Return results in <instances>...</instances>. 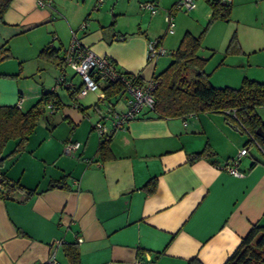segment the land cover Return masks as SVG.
Instances as JSON below:
<instances>
[{
	"label": "crops",
	"instance_id": "crops-1",
	"mask_svg": "<svg viewBox=\"0 0 264 264\" xmlns=\"http://www.w3.org/2000/svg\"><path fill=\"white\" fill-rule=\"evenodd\" d=\"M44 1L49 4L11 0L0 22V45L9 54L0 59V105L19 100L28 109L56 86L59 74L80 86L71 65L62 68L40 54L50 43L63 55L74 35L145 80L169 62L147 61L152 38L168 36L175 47L186 30L199 33L211 15L207 1L198 2L192 16L179 15L177 0H155L158 12L150 16L139 8L145 0H101L98 6L96 0ZM262 5L232 0L229 19L210 24L200 48L206 65L220 54L216 66L205 65L210 82L213 69L243 71L213 85L236 87L243 77L264 82V35L243 28L264 16ZM167 10L176 16L173 26L163 20ZM233 31L242 50L234 54L226 52ZM245 66L261 72L249 77ZM54 89L61 104L48 119L39 117L21 150L10 154L15 140L3 149L1 170L24 190L0 197V264H41L52 255L68 264L63 246L70 242L77 243L81 264H223L253 224L264 225V152L254 141L245 143L248 133L232 114L162 117L143 109L106 135L111 119L104 117L126 108L122 98L101 101L90 91L74 105V88ZM256 112L264 121V105ZM99 120L102 136L93 124ZM69 139L79 143L70 154L63 150ZM244 146L239 175L218 168Z\"/></svg>",
	"mask_w": 264,
	"mask_h": 264
},
{
	"label": "trees",
	"instance_id": "trees-1",
	"mask_svg": "<svg viewBox=\"0 0 264 264\" xmlns=\"http://www.w3.org/2000/svg\"><path fill=\"white\" fill-rule=\"evenodd\" d=\"M10 2L11 0H0V22H4L3 16ZM207 2L211 8L207 24L197 34L186 30L175 46L176 48L171 52V59L167 66L152 76L156 81V86L152 96L154 102L150 109L162 117L184 116L199 112H225L230 115L234 112L233 119L248 133L245 143L254 141L264 152V135L255 132L258 127L264 130V121L256 112V107L264 105V82L243 77L236 87L215 86L210 82L209 74L204 69L208 58L200 54L203 38L214 20L229 19L232 0L226 4H221L219 1ZM174 9H178L175 4ZM168 11L173 16L172 10L165 11L164 15ZM166 24L168 26L167 22ZM238 43L234 33L226 44V52L233 54L241 52ZM6 50L4 44L0 45V59L9 55ZM58 51L59 49L50 43L47 48L39 52L64 68V54L60 55ZM124 74L131 75L128 71H124ZM97 80L100 90L104 92V98H98L99 100L112 102V100L117 101L121 98L120 82L100 81L98 78ZM133 80L139 84L144 83V79L138 75L133 76ZM54 88L56 87L49 91H42L39 99L26 110H22L15 103L14 105H0V197H11L15 190H24V186L18 180L7 177L1 170V164L6 156L3 155L4 146L9 140L16 141L10 154L24 147L39 117L44 115L48 119L50 113L61 104ZM65 88H74L70 93L74 101L78 87L73 85ZM48 103L52 104L51 110L46 107ZM104 144L105 141L101 147ZM26 193L29 195L31 190H27ZM77 247L75 242L64 244L63 254L68 264H81L80 251ZM41 264L48 263L45 261ZM223 264H264V225L253 224Z\"/></svg>",
	"mask_w": 264,
	"mask_h": 264
},
{
	"label": "built area",
	"instance_id": "built-area-1",
	"mask_svg": "<svg viewBox=\"0 0 264 264\" xmlns=\"http://www.w3.org/2000/svg\"><path fill=\"white\" fill-rule=\"evenodd\" d=\"M205 1H219L221 4H226L231 0H205ZM101 0H96V6L101 4ZM40 6L48 5V1L38 0L37 2ZM139 7L142 10L148 11L151 15H154L158 12L157 3L155 0H145L139 3ZM175 7L178 9H184L186 11H190L195 9L196 0H177L175 3ZM164 20L168 23V26L174 25L173 16L168 11L164 15ZM81 28L85 26L83 23L80 25ZM53 39L56 38V35L52 36ZM76 37L73 35L68 47L64 53V64L71 65L76 75H79L81 78V85L78 87V91L74 95V105H77L78 99L85 95L90 91H95L97 93V97L99 99L104 98V92L99 88V82L97 78L107 81H117L120 82V95L121 98L126 103V108L123 111L114 112L111 115H106L105 119H111V126L106 135L112 134L118 130L124 129L126 127L127 122L136 118V116L143 111V109L152 108L154 98L153 90L156 86V81L153 77H149L144 80L143 84H139L133 80V76L136 74L126 75L124 72L117 68L116 63L113 62L112 59L106 56L99 55L91 50L90 47L82 45L78 42ZM161 44L159 39H155L154 41H149L147 44V61L154 62L160 55L165 54L167 51L160 47ZM73 86L71 81L66 80L63 74H59L56 81L57 87H67ZM18 107H20L19 103H16ZM49 110L52 109V104L48 103L46 106ZM234 114V112L232 113ZM104 122L99 120L94 124V128L98 131L101 136L104 134L105 125ZM185 123V122H184ZM105 135V136H106ZM79 143L73 140H67L64 143V152L71 153L73 150L78 148ZM247 148L242 147L236 157L229 159L224 162V164L220 165L218 168H222L227 170L232 174L239 175L240 171L237 168L238 157L246 154ZM48 264H59L52 256L46 260ZM125 264H148L139 260H135L133 262H128Z\"/></svg>",
	"mask_w": 264,
	"mask_h": 264
},
{
	"label": "rangeland",
	"instance_id": "rangeland-1",
	"mask_svg": "<svg viewBox=\"0 0 264 264\" xmlns=\"http://www.w3.org/2000/svg\"><path fill=\"white\" fill-rule=\"evenodd\" d=\"M200 1H205V0H196V7H197V4H198V2H200ZM208 5V7H210L209 6V4H207ZM261 9L263 10V12H264V5H262V7H261ZM176 11H178V13H179V15H185V16H192V12H191V10L190 11H186V10H184V9H175ZM194 10V9H193ZM142 12H144V11H142ZM147 15H149L150 16V14L148 13ZM248 16V15H247ZM252 17H249V19H251ZM119 19V21H121L122 22V18L121 17H119L118 18ZM148 19H149V17H148ZM173 19L176 21L177 19H176V16H173ZM163 20H164V17H163ZM190 20V19H189ZM175 21H173V22H175ZM225 21V20H224ZM207 22L208 21H206V22H204L203 23V25H202V29L204 28V26L207 24ZM166 24V23H165ZM164 24V25H165ZM191 24H192V21H191ZM242 24L243 23H238L237 24V22L235 21L234 22V25L235 26H237L238 25V28H240V27H242ZM230 25H233V21L231 22V24ZM165 27H166V25H165ZM243 28H246L247 30H249V31H258V33L260 34V35H264V16L263 17H258L257 19H254V18H252L250 21H249V24H246L245 26L243 25ZM201 29V30H202ZM191 32V31H190ZM233 33H236V32H234L233 31ZM233 33L230 35V37H229V39H228V42H229V40H230V38H231V36L233 35ZM167 37L168 36H163V38H164V40H163V38H161V46L160 47H162V48H164L167 52L165 53V54H163V55H160L159 57H160V59L159 60H164L165 62H168V61H170V59H171V51L172 50H174L176 47H174L173 45H172V42L170 41V40H167ZM236 37H237V34H236ZM155 39H160V37H154V38H152L150 41H154ZM237 39H238V37H237ZM203 42V41H202ZM177 44L178 43H176V45L175 46H177ZM174 48V49H173ZM219 56H220V54H216L215 55V57L213 58V60H211V61H209V63H207V65H206V69L207 70H210V68H213L214 66H216V64H217V62H218V60H219ZM214 70V73L212 74V76H211V74H210V76H211V82H216L215 84H224V81L225 80H223L222 81V78L223 77H233L234 75H236V73H240V72H243L242 70H240V69H231V68H229L228 66H223L222 68H216V69H213ZM216 70V71H215ZM244 72H246L247 74H248V76L249 77H252V76H258V74H260V72H261V69H251V68H249V67H244ZM223 73H225V74H223ZM92 95H94L93 93H92ZM88 98H90V96L88 97ZM88 98L86 99V100H88ZM16 103H19L20 104V107H22V105H21V102L18 100V101H16ZM47 112V111H46ZM11 143V142H10ZM10 145V144H9ZM257 150H256V147L254 146V145H252L251 146V152H252V154H254V156H260V154H258L259 152H256ZM258 156V157H259Z\"/></svg>",
	"mask_w": 264,
	"mask_h": 264
},
{
	"label": "water",
	"instance_id": "water-1",
	"mask_svg": "<svg viewBox=\"0 0 264 264\" xmlns=\"http://www.w3.org/2000/svg\"><path fill=\"white\" fill-rule=\"evenodd\" d=\"M255 132L256 134L264 135V130H262L261 127H258Z\"/></svg>",
	"mask_w": 264,
	"mask_h": 264
}]
</instances>
